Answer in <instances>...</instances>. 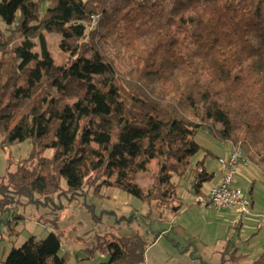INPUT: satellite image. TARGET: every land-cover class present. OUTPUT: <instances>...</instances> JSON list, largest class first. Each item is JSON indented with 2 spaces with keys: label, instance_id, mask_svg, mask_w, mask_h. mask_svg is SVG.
Listing matches in <instances>:
<instances>
[{
  "label": "trees",
  "instance_id": "obj_1",
  "mask_svg": "<svg viewBox=\"0 0 264 264\" xmlns=\"http://www.w3.org/2000/svg\"><path fill=\"white\" fill-rule=\"evenodd\" d=\"M41 1L0 0V141L33 145L0 177L2 211L13 195H50L65 181L74 196L114 187L178 213L175 177L198 197L214 177L204 160L192 163L207 151L194 140L199 129L264 175V0H49L42 13ZM45 32L75 57L67 67L54 63ZM153 160L145 190L137 174ZM106 248L101 264L144 262L138 233ZM59 250L53 231L30 236L0 264H65ZM252 264H264V246Z\"/></svg>",
  "mask_w": 264,
  "mask_h": 264
},
{
  "label": "rangeland",
  "instance_id": "obj_2",
  "mask_svg": "<svg viewBox=\"0 0 264 264\" xmlns=\"http://www.w3.org/2000/svg\"><path fill=\"white\" fill-rule=\"evenodd\" d=\"M48 3L49 0L39 3L41 13ZM96 23L90 19L91 27ZM44 36L54 63L67 67L75 57L61 46V36L52 32ZM18 39H11L7 47L12 48ZM194 140L209 153L200 150L192 163L204 160L207 170L218 174L219 157H225L230 150L228 142L218 140L207 129L197 130ZM32 147L30 141L10 145L0 141V177L14 171ZM51 153L47 150L43 155ZM35 159H29L27 164L32 165ZM155 168L153 160L147 171L137 174L145 190L153 183ZM236 179V186L252 202L247 214L239 215L233 208L206 206L203 198L211 182L203 184L199 196L202 202H198L199 197L186 190L190 188L188 178L177 176L174 180L182 184L178 190L182 205L175 214L161 209L156 202H142L114 187H101L96 193L87 186L74 196L62 181L58 192L35 194L33 199L11 196L10 189H5L13 201L5 200L10 207L0 209V257L30 236L43 239L53 231L59 237L58 255L65 257V264H101L109 258L106 247L111 239L138 233L146 242L142 264H252L264 246V175L250 163L239 168ZM2 185H7V179Z\"/></svg>",
  "mask_w": 264,
  "mask_h": 264
},
{
  "label": "built area",
  "instance_id": "obj_3",
  "mask_svg": "<svg viewBox=\"0 0 264 264\" xmlns=\"http://www.w3.org/2000/svg\"><path fill=\"white\" fill-rule=\"evenodd\" d=\"M93 22L98 20V15H92ZM230 152L225 157L219 158V183L209 187L205 198V205L216 208H236V213L242 215L249 213L251 202L242 189L236 186V174L241 166H248L250 161L242 154L241 150L230 143ZM202 202L201 197L198 198Z\"/></svg>",
  "mask_w": 264,
  "mask_h": 264
},
{
  "label": "crops",
  "instance_id": "obj_4",
  "mask_svg": "<svg viewBox=\"0 0 264 264\" xmlns=\"http://www.w3.org/2000/svg\"><path fill=\"white\" fill-rule=\"evenodd\" d=\"M228 144L230 145V143L228 142ZM231 146V145H230ZM229 152H230V150L227 152V154L225 155V156H227L228 154H229ZM220 158V157H219ZM203 167H204V169H206V171H208L207 170V167H206V162H204V164H203ZM244 167V166H243ZM248 167V166H247ZM219 169V168H218ZM208 172H212L213 174H214V177H213V179L211 180V185L210 186H212V185H214V184H217V183H219V181H220V179H221V175H220V172H219V170H218V174H215L213 171H208ZM209 186V187H210ZM209 187H208V189H209ZM208 189H207V191H208ZM187 191L189 190V192L190 193H192L193 191L191 190V187L189 188V189H186ZM206 194H207V192H206ZM206 194H205V196H206ZM250 200V199H249ZM251 202V201H250ZM251 206H252V202H251ZM234 209V212H236V208H233Z\"/></svg>",
  "mask_w": 264,
  "mask_h": 264
}]
</instances>
